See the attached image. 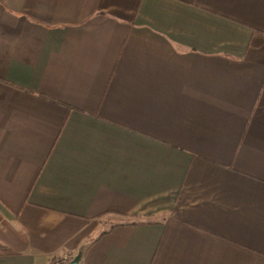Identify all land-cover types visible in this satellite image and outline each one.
I'll return each instance as SVG.
<instances>
[{"label": "crops", "instance_id": "1", "mask_svg": "<svg viewBox=\"0 0 264 264\" xmlns=\"http://www.w3.org/2000/svg\"><path fill=\"white\" fill-rule=\"evenodd\" d=\"M78 254L264 264V0H0V264Z\"/></svg>", "mask_w": 264, "mask_h": 264}, {"label": "water", "instance_id": "2", "mask_svg": "<svg viewBox=\"0 0 264 264\" xmlns=\"http://www.w3.org/2000/svg\"><path fill=\"white\" fill-rule=\"evenodd\" d=\"M81 255L78 254L68 264H81L80 263Z\"/></svg>", "mask_w": 264, "mask_h": 264}, {"label": "rangeland", "instance_id": "3", "mask_svg": "<svg viewBox=\"0 0 264 264\" xmlns=\"http://www.w3.org/2000/svg\"><path fill=\"white\" fill-rule=\"evenodd\" d=\"M61 263V262H60ZM62 264V263H61Z\"/></svg>", "mask_w": 264, "mask_h": 264}, {"label": "trees", "instance_id": "4", "mask_svg": "<svg viewBox=\"0 0 264 264\" xmlns=\"http://www.w3.org/2000/svg\"><path fill=\"white\" fill-rule=\"evenodd\" d=\"M63 264H65V263H63Z\"/></svg>", "mask_w": 264, "mask_h": 264}]
</instances>
